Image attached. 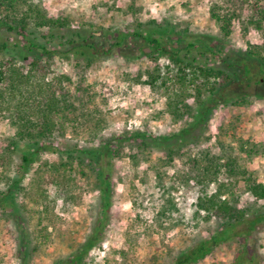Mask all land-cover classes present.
<instances>
[{"label": "rangeland", "instance_id": "374dc122", "mask_svg": "<svg viewBox=\"0 0 264 264\" xmlns=\"http://www.w3.org/2000/svg\"><path fill=\"white\" fill-rule=\"evenodd\" d=\"M51 18H61L68 27L53 32L48 45L57 54L45 56L43 70L31 67L32 59L21 61L14 45L23 47L24 39L15 33L0 31V41L8 42L12 55L18 57L15 67L28 78L20 85L0 82V191L8 181L21 178L22 149L14 150L11 142L16 134L14 123L20 118L38 122L43 109L53 105L50 97L74 107L56 118L54 140L65 150L72 146L93 148L113 138L123 142L116 147L112 159L111 208L102 241L86 256L83 264H172L178 255L208 237L214 223H207L204 214L196 216L200 190L185 179L191 175L190 156L211 148L219 153L216 137L219 128L236 124L239 137L255 138L264 143V99L251 97L247 105L222 106L214 113L208 127L181 159H170L154 149H138L129 140L135 132L169 136L181 131L189 117L175 119L168 111L169 98L184 88L191 95L194 88L177 81L176 68L167 58L152 61L142 55L147 45L129 40L126 50L113 49L92 61L82 51L62 46V37L93 42L108 49L112 41L103 36L119 31L135 33L141 25L153 21L168 22L179 31L212 35L224 55L198 58L202 67L223 69L222 58L230 49L250 50L264 55V0H33ZM233 15L231 35L224 40L211 13ZM38 33V42H46ZM95 33L97 38H91ZM103 34V35H102ZM78 45V44H77ZM72 50V51H71ZM20 52V50H19ZM124 55V56H123ZM126 56V57H125ZM10 55L1 54L7 62ZM197 65V64H196ZM160 70L161 79L150 85L149 75ZM234 71V70H233ZM18 83V82H17ZM238 84L237 94L264 95V86L250 82ZM58 104V103H57ZM61 110H66L61 107ZM227 140V139H226ZM117 153V154H116ZM138 157V164L131 159ZM254 177L264 183V154L246 163ZM219 180L228 178L220 174ZM18 191V213L0 215V264H54L68 260L89 238L101 219V199L96 175L92 170L69 162L66 155L43 153L23 180ZM216 190L212 185L211 191ZM242 201L253 198L241 185ZM254 203V202H253ZM258 206L263 207L264 201ZM52 235L47 243L38 238L41 229ZM258 250L264 264V229ZM238 245L223 244L198 264H232Z\"/></svg>", "mask_w": 264, "mask_h": 264}, {"label": "trees", "instance_id": "16d2710c", "mask_svg": "<svg viewBox=\"0 0 264 264\" xmlns=\"http://www.w3.org/2000/svg\"><path fill=\"white\" fill-rule=\"evenodd\" d=\"M29 1L33 2V0H0V31L15 33L22 37L26 44L23 47L15 44V52L22 54L21 57L19 56L21 61L32 59L31 67L35 71H40L44 68L42 64L44 57L48 56L52 59L57 54L56 51L48 48L55 37L53 32L67 28L69 25L61 18L48 17L41 5L29 4ZM211 16L219 27L220 35L227 40L231 35L233 15L226 16L213 11ZM263 20L264 17L257 24L258 29H262ZM41 31H48L42 36L46 42H38V33ZM97 36L98 34L95 33L91 38ZM77 37L80 41L62 37V46L72 47L73 51H82L83 55H87L89 62L100 55H109L113 49L126 50L129 40L143 41L147 44L141 51L143 56L152 61L167 57L176 68L177 81L183 86L194 88V95L188 93L186 88L175 91L167 105L168 111L175 119L189 117L191 120L189 124L169 136L135 132L129 140L133 141L138 149H154L166 154L172 160H182L186 155L183 150L195 143L199 133L203 134L220 105L243 107L249 103L251 97L257 100L264 99V95L260 93L241 96L236 92L239 83L251 87L250 82L253 81L257 86H264V55H257L250 50L235 52L230 49L226 57L222 58V63L225 65L223 69L207 68L198 64L199 56L224 55V50H218V46L212 45L213 41L221 43V39L216 36L193 34L188 30L179 31L177 26L168 22L153 21L148 26L141 25L140 30L135 33L119 31L103 36L105 40L113 42L108 49L98 48L93 42L82 39L81 35L77 34ZM11 49L8 42L0 41V55L5 53L11 56V59L5 63L0 61V82H10L14 86L20 85V81L24 83L28 77L15 67L16 61L20 60L10 54ZM149 79L150 85H155L161 79L160 70L151 73ZM56 94L55 89L51 95L55 97ZM53 96L50 97L53 105L45 106L42 118L38 122L21 117L20 123L13 124L16 134L11 146L14 150L22 149L19 170L21 178L7 180V189L0 191V215L18 213L19 204L16 198L18 191L24 190L23 180L43 153L66 155L69 162H76L80 167L92 170L96 175L100 193L101 219L76 254L68 260L54 262V264H83L86 256L102 241L107 229L112 205L110 178L113 170L112 159L117 145L123 141L113 138L93 148L72 146L65 150L60 149L54 140L55 121L62 111L67 113L73 111L74 107L66 100L67 97H63V101L60 102ZM62 106L66 110H61ZM215 148L219 149L218 154L207 148L194 157L190 156L189 165L192 172L185 179L188 184L200 190L196 216L202 217L203 213L205 221L214 223V228L208 231V237L178 255L172 264H198L207 259L217 247L233 243L238 245V250L232 264H261V253L257 248L258 239L264 229V206L260 207L258 204L264 201V183L254 177L246 163L250 164L264 154V143L255 138L239 137V129L236 124L231 123L229 126L219 128ZM131 159L134 164H138L136 155ZM220 174L226 176L228 181L221 182ZM214 184L216 190L212 192L211 187ZM241 185L253 198L254 203L242 201V196L239 195ZM51 237L48 228L38 232V238L43 243H47Z\"/></svg>", "mask_w": 264, "mask_h": 264}]
</instances>
